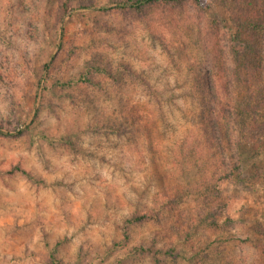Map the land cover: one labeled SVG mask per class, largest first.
I'll use <instances>...</instances> for the list:
<instances>
[{
    "label": "rangeland",
    "instance_id": "1",
    "mask_svg": "<svg viewBox=\"0 0 264 264\" xmlns=\"http://www.w3.org/2000/svg\"><path fill=\"white\" fill-rule=\"evenodd\" d=\"M60 3L0 0V127L8 131L0 133V264H154L134 247L155 236L158 245L168 242L174 220L130 224L129 244L111 248L123 238L127 217L157 207L163 190L181 195L183 209L225 207V228L200 229L183 253L198 264H262L264 148L239 150L240 178L203 199L213 158L204 154L200 168L192 169L179 148L199 135L196 103L186 95L189 61L177 44L170 54L155 33L173 42L178 35L159 20L149 24L122 14L113 0H71L65 15ZM204 13L233 30L223 5L207 0ZM189 30L192 59L203 63L210 54L195 22ZM53 53L47 73L44 64ZM94 57L114 71L132 67L153 85L162 110L141 78H107L103 88L68 84ZM126 103L156 114L151 138L134 128L120 135L101 128L120 120ZM16 164L34 178L8 172ZM195 185L202 188L194 191ZM168 264L195 263L178 258Z\"/></svg>",
    "mask_w": 264,
    "mask_h": 264
},
{
    "label": "trees",
    "instance_id": "2",
    "mask_svg": "<svg viewBox=\"0 0 264 264\" xmlns=\"http://www.w3.org/2000/svg\"><path fill=\"white\" fill-rule=\"evenodd\" d=\"M206 1L113 0L115 8L122 14L132 12L145 18L149 24L159 20L172 33L178 35L173 42L161 30L155 33L170 54H173V45L177 44L178 52L186 55L185 58L189 61L186 95L196 103L198 113L193 122L199 135L188 144L182 141L179 148L184 160H188L187 165L192 169L200 168L197 160L204 154L213 158L209 167L211 176L203 184V199L216 191L221 184L240 178L239 150L249 148L254 153H259L264 148V0H213L227 8L233 23V30L229 32L225 31L221 20L206 17ZM70 5L71 0H61L60 10L64 15ZM85 5L89 6H82ZM190 22H195L202 46L210 54L203 63L192 59L194 47L187 42L191 36ZM55 60L53 53L44 64L45 72L49 73ZM123 68L124 72L118 68L114 71L109 64L94 57L87 70L80 74V78L71 80L68 84L81 81L86 86L103 88L107 78L117 82H121L124 75L132 79L141 78L132 67ZM141 82L151 95L152 101L162 110L161 99L153 85L144 78H141ZM72 86L75 85H70ZM126 108V114L120 120L104 122L101 128L119 135L134 128L151 138L150 134L156 127V114L137 103H126ZM20 132L19 130L18 133ZM0 133L8 134V131L5 132L0 127ZM8 172H20L28 178H34L19 164L11 166ZM198 188L202 187L195 185L193 190L197 191ZM161 196L160 201L155 202L157 207L145 208L127 217L123 238L115 241L111 252L129 244L130 224H161L167 218L175 223L172 227L176 231L172 233L171 239L158 245V237L155 236L146 243L136 245L134 251L151 257L154 264H168L178 258L198 264L194 255L183 253L184 248L189 250L192 247L190 240L200 229H224L221 222L225 207L220 204L202 206L196 203L194 207L183 209L182 197L178 193L163 190ZM259 231L264 234V228ZM217 245L221 246L220 243ZM213 250L216 252L217 247Z\"/></svg>",
    "mask_w": 264,
    "mask_h": 264
}]
</instances>
